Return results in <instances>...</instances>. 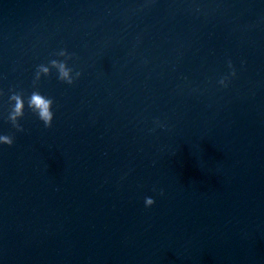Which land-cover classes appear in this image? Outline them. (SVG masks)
<instances>
[{
  "label": "water",
  "instance_id": "1",
  "mask_svg": "<svg viewBox=\"0 0 264 264\" xmlns=\"http://www.w3.org/2000/svg\"><path fill=\"white\" fill-rule=\"evenodd\" d=\"M60 48L52 127L0 118V264H264V0H0V114Z\"/></svg>",
  "mask_w": 264,
  "mask_h": 264
},
{
  "label": "clouds",
  "instance_id": "2",
  "mask_svg": "<svg viewBox=\"0 0 264 264\" xmlns=\"http://www.w3.org/2000/svg\"><path fill=\"white\" fill-rule=\"evenodd\" d=\"M52 59H49L45 63L36 65L32 77V91L25 93L22 91H16L13 88L9 89V96L7 100L6 114H0V118L5 123L10 125L11 129L15 133L24 132V128L21 126L20 121L23 120L25 114V106L27 110L35 117V119L43 126L44 129L52 127L54 120V100L43 94L38 85L42 78L47 79L53 74L59 83L67 86H72L81 77V71L75 67V62L78 57L75 53H69L66 49L60 48L54 51ZM229 74L222 76L217 85L220 88H227L231 78H234L236 73L232 70L231 61L228 62ZM4 95L3 91H0V97ZM157 126L162 127L159 121L155 122ZM14 135L0 133V148L11 147L14 143ZM163 193H161L162 195ZM154 204V200L151 197H146L144 200V207L150 208Z\"/></svg>",
  "mask_w": 264,
  "mask_h": 264
}]
</instances>
